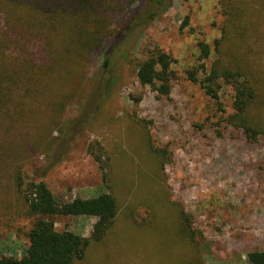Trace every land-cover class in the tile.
Returning a JSON list of instances; mask_svg holds the SVG:
<instances>
[{"label":"rangeland","instance_id":"obj_1","mask_svg":"<svg viewBox=\"0 0 264 264\" xmlns=\"http://www.w3.org/2000/svg\"><path fill=\"white\" fill-rule=\"evenodd\" d=\"M227 1L247 11L249 28L241 35L249 46L237 49L225 41L219 52L222 0H165L166 8L148 24V0L124 11L115 10V0H104V16L123 41L111 73L103 75V55L115 38L85 55L80 79L55 78L51 92L25 103L19 120L0 122L2 256H24L34 223L17 176L43 180L67 200L91 198L103 177L88 150L94 143L101 147L119 213L104 241L91 244L76 264H251L249 253L264 251V143L229 126L236 101L230 85L221 82L217 100L202 86L217 59L245 55L244 61L264 72V0ZM202 43L211 48L204 61ZM157 48L172 57L169 96L141 86L136 76L138 64ZM96 74L98 87L88 103ZM159 148L171 153V164L157 160ZM182 212L190 217L197 248ZM97 223L92 217H60L56 227L84 242Z\"/></svg>","mask_w":264,"mask_h":264},{"label":"trees","instance_id":"obj_2","mask_svg":"<svg viewBox=\"0 0 264 264\" xmlns=\"http://www.w3.org/2000/svg\"><path fill=\"white\" fill-rule=\"evenodd\" d=\"M115 1V10L121 7L124 11L136 0ZM164 1L148 0L151 10L145 19L147 24L166 8ZM104 4V0H0V122L6 118L19 120L25 103L39 101L45 93L51 92L55 78L57 82H60L57 77H62L64 82L66 78L80 79L79 71L88 63L85 55L102 50L115 38L103 55V75L111 73L116 47L123 41L119 33L111 31L104 16L107 15L103 11ZM221 5L226 18L222 39L216 41L217 49L220 52L225 41L237 49L248 47L247 39L241 35L249 28L247 11L229 5L227 0H222ZM140 26L135 30H141ZM127 40L129 38H125V42ZM200 46L201 60H208L210 46L204 43ZM244 56L214 61L202 86L208 96L217 100L221 82L230 85L236 101L234 113L227 119L229 126L243 132L249 140L264 143V72L261 67L244 61ZM201 68L206 71L205 63ZM97 75L85 102L90 103L95 96ZM190 75L197 82L195 73ZM136 76L141 86L151 87L160 96H169L175 79L172 57L160 48L155 49L138 64ZM85 107L86 104L81 112ZM100 148L94 143L88 149L103 171L100 192L91 198L67 200L55 195L43 180L25 181L21 174L17 176L27 215L34 223L27 233L24 256L14 258L0 254V264H76L85 258L91 244L104 241L117 219L119 206L115 196L108 192L109 180ZM155 153L163 166L173 162L167 149L159 148ZM60 217H92L97 218L98 223L91 237L82 242L75 232L57 229L56 220ZM182 223L197 248L196 233L185 212H182ZM248 258L251 264H264V251L255 250ZM195 264L203 263L197 259Z\"/></svg>","mask_w":264,"mask_h":264}]
</instances>
